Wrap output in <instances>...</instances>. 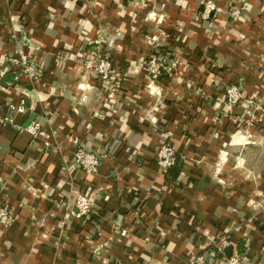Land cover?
<instances>
[{
  "label": "crops",
  "instance_id": "1",
  "mask_svg": "<svg viewBox=\"0 0 264 264\" xmlns=\"http://www.w3.org/2000/svg\"><path fill=\"white\" fill-rule=\"evenodd\" d=\"M205 1L0 0V69L25 53L42 70L0 81V207L15 220L0 223V264H187L224 236L264 264V110L225 103L229 85L264 95V0H214L207 21ZM102 49L109 83L85 68ZM163 53L153 83L142 61ZM20 102L28 113L3 123ZM33 121L38 140L18 129ZM164 143L179 157L169 174ZM77 148L99 155L97 174ZM77 195L96 205L82 222Z\"/></svg>",
  "mask_w": 264,
  "mask_h": 264
},
{
  "label": "built area",
  "instance_id": "2",
  "mask_svg": "<svg viewBox=\"0 0 264 264\" xmlns=\"http://www.w3.org/2000/svg\"><path fill=\"white\" fill-rule=\"evenodd\" d=\"M216 10V3L214 0H206L204 3V9L201 15L202 20L207 21L211 18ZM228 15L233 23L240 21L242 16V10L235 5H230ZM102 53H98L94 56H90L85 62V68L92 73L102 82L109 83L114 76V68L112 59L105 49L101 50ZM146 72L151 76L153 83L160 81V78L164 74L168 73V60L164 55H154L149 60L147 65L144 66ZM264 77V61L261 69ZM13 74L14 78L12 82H7L5 85L7 88H15L22 80L26 78L31 82H36L40 79L42 70L32 60V56L22 53L16 57L9 58L3 68L0 69V81L4 80L8 75ZM225 103L230 109H236L246 106L247 109L253 111V113H259L264 110V95L258 98H250L246 96L244 91L237 85H229L225 90ZM11 115L6 118L3 123L9 125H15V116L26 115L28 113V107L24 102H20L18 105H12L8 108ZM22 132H27L34 140L40 138L42 129L41 122L33 121L26 128H18ZM75 165L81 168L89 175H95L98 173L101 159L98 154L86 151L83 148H77L73 154ZM178 155L174 147L169 143H164L157 153V164L161 172L171 169L177 164ZM96 208L92 199L84 195H77L75 198V211L72 213V217L75 221L82 222L89 219ZM14 217L4 207H0V223L6 227L11 226L14 223ZM124 234V233H123ZM232 246L233 253L230 258L225 255V249ZM235 245L224 236L219 239L215 244L213 258H209L206 254H198L192 257L187 264H247L244 256L235 249ZM106 245L95 246L92 254L97 256L100 254Z\"/></svg>",
  "mask_w": 264,
  "mask_h": 264
},
{
  "label": "trees",
  "instance_id": "3",
  "mask_svg": "<svg viewBox=\"0 0 264 264\" xmlns=\"http://www.w3.org/2000/svg\"><path fill=\"white\" fill-rule=\"evenodd\" d=\"M163 76L165 77L166 74H164ZM178 163H179V157H178L177 164H176L174 167H172L171 169L164 171V173H165V174H169V172H170V173H171V171L173 172V170L177 167ZM242 253H243V249L240 248V254H242Z\"/></svg>",
  "mask_w": 264,
  "mask_h": 264
},
{
  "label": "water",
  "instance_id": "4",
  "mask_svg": "<svg viewBox=\"0 0 264 264\" xmlns=\"http://www.w3.org/2000/svg\"><path fill=\"white\" fill-rule=\"evenodd\" d=\"M232 253H233V247L232 246L225 249V255L227 258H230Z\"/></svg>",
  "mask_w": 264,
  "mask_h": 264
},
{
  "label": "rangeland",
  "instance_id": "5",
  "mask_svg": "<svg viewBox=\"0 0 264 264\" xmlns=\"http://www.w3.org/2000/svg\"><path fill=\"white\" fill-rule=\"evenodd\" d=\"M163 54H164V53H163ZM152 56H153V55H152ZM152 56H150V58H151ZM164 56H166V58H168L166 54H164ZM150 58H149V59H150ZM147 63H148V61H146V60H145V61H142V65H143L142 68H143V70H144L145 72H146V68H144V66L147 65ZM146 74L148 75L147 72H146ZM149 77L151 78L150 75H149ZM151 79H152V78H151ZM161 80H162V77L160 78V81H161ZM158 81H159V80H158Z\"/></svg>",
  "mask_w": 264,
  "mask_h": 264
}]
</instances>
